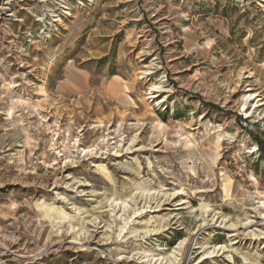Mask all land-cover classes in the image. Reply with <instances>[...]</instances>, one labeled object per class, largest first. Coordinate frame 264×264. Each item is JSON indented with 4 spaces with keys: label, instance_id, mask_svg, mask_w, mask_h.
Segmentation results:
<instances>
[{
    "label": "rangeland",
    "instance_id": "374dc122",
    "mask_svg": "<svg viewBox=\"0 0 264 264\" xmlns=\"http://www.w3.org/2000/svg\"><path fill=\"white\" fill-rule=\"evenodd\" d=\"M0 264H264V0H0Z\"/></svg>",
    "mask_w": 264,
    "mask_h": 264
},
{
    "label": "bare ground",
    "instance_id": "6f19581e",
    "mask_svg": "<svg viewBox=\"0 0 264 264\" xmlns=\"http://www.w3.org/2000/svg\"><path fill=\"white\" fill-rule=\"evenodd\" d=\"M157 89H159L158 87H154L153 88V91H157ZM161 89V88H160ZM258 98V96H253V95H250L249 96V99L248 100H246V103H245V105H244V111L246 112V113H248V109H247V102L248 101H251V102H254L256 99ZM254 108V107H253ZM257 108H259V105L257 104L256 106H255V108L254 109H257ZM252 114V113H251ZM248 117H250V116H248ZM83 152H84V150H83ZM87 152H91V150H89V151H86V153ZM78 239V238H77ZM71 243H79V241H76V240H74V241H72ZM214 253V252H213Z\"/></svg>",
    "mask_w": 264,
    "mask_h": 264
},
{
    "label": "built area",
    "instance_id": "2783aa9c",
    "mask_svg": "<svg viewBox=\"0 0 264 264\" xmlns=\"http://www.w3.org/2000/svg\"><path fill=\"white\" fill-rule=\"evenodd\" d=\"M242 167H243V168H246V163H245V162L242 163Z\"/></svg>",
    "mask_w": 264,
    "mask_h": 264
},
{
    "label": "trees",
    "instance_id": "16d2710c",
    "mask_svg": "<svg viewBox=\"0 0 264 264\" xmlns=\"http://www.w3.org/2000/svg\"><path fill=\"white\" fill-rule=\"evenodd\" d=\"M260 146V145H259ZM258 146V149L260 150V147Z\"/></svg>",
    "mask_w": 264,
    "mask_h": 264
}]
</instances>
